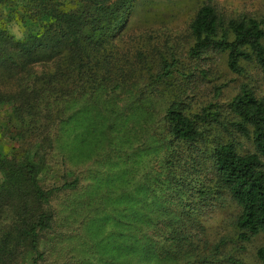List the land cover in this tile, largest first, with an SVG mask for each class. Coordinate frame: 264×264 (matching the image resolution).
<instances>
[{
  "label": "rangeland",
  "instance_id": "rangeland-1",
  "mask_svg": "<svg viewBox=\"0 0 264 264\" xmlns=\"http://www.w3.org/2000/svg\"><path fill=\"white\" fill-rule=\"evenodd\" d=\"M204 2L223 22L253 18L264 29V0H134L114 52L120 64L140 75L143 91L125 88L107 96L98 91L90 99L83 94L67 101L60 123L49 128L43 127L45 120L31 126L6 118L9 108L0 105L1 154L36 155L38 146L33 157L42 164L44 187L60 180L61 156L65 176L79 177L77 188L58 191L50 205L40 206L52 212L53 227L39 237L37 264H260L255 251L264 245V233L247 241L238 236L239 208L212 180L206 155L190 157L186 146L175 148L170 166L160 146L158 119L170 101L186 115L212 106L222 122L230 117L228 102L241 84L264 102V77L255 62L241 61L242 72L233 73L224 53L188 56L189 23ZM9 3L0 0V19H10ZM10 31L22 32L15 22ZM163 60L176 63L171 75L159 78ZM141 101L154 103L153 109L145 112ZM209 139L230 140L239 154L254 152L249 138L228 126L212 124ZM193 159L197 168L191 167ZM260 160L264 170V157ZM203 185L205 192L196 191ZM178 220L184 239L173 245L177 257L164 256L160 232ZM211 250V262H199L198 256ZM21 251L15 264H31L33 253Z\"/></svg>",
  "mask_w": 264,
  "mask_h": 264
},
{
  "label": "trees",
  "instance_id": "trees-1",
  "mask_svg": "<svg viewBox=\"0 0 264 264\" xmlns=\"http://www.w3.org/2000/svg\"><path fill=\"white\" fill-rule=\"evenodd\" d=\"M10 2L8 12L13 15L8 20L0 19V85L8 87L0 89V105L9 108L4 117L18 122L25 119L31 126L45 120L43 127L49 128L60 123L65 103L80 100L83 94L90 99L98 91L105 96L125 88L143 91L140 75L120 64L114 52L115 40L134 0ZM12 22L21 28L18 36L10 31ZM189 31V57L200 58L208 50H215L225 54V64L231 72L241 73V61H253L264 77V29L255 19L243 17L223 22L213 6L204 2L195 11ZM175 63L163 60L157 77L171 75ZM153 104L141 101L139 106L150 112ZM83 111L79 107L78 112ZM228 112L230 117L222 122L212 106L186 115L176 101H170L158 119V128L164 134L160 146L167 151L165 160L170 166L169 158L175 148L186 146L184 149L192 152L190 157L206 155L212 180L227 191L239 208L235 227L238 236L247 241L264 233V170L260 160V156L264 157V102L241 84L228 102ZM212 124L228 126L249 138L254 152L239 154L230 140L210 141ZM39 151L37 146L36 155ZM36 155L17 158L0 153V264H15L23 248L33 253L31 264H37L42 256L37 248L39 237L53 227L52 212L40 206L50 205L58 191L72 190L79 184L78 175L65 176L61 156L60 180L49 187L42 186L39 176L43 167L34 160ZM193 162L191 167L197 168L195 159ZM204 190V185L196 189L200 193ZM179 225L178 220L168 225V231L160 232L159 249L164 256L177 257L173 245L184 239ZM255 255L264 264V245L256 249ZM198 258L199 262L208 258L210 263L212 250Z\"/></svg>",
  "mask_w": 264,
  "mask_h": 264
}]
</instances>
